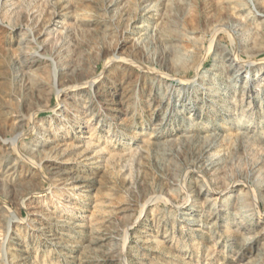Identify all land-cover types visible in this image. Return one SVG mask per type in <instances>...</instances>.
<instances>
[{
	"label": "rangeland",
	"instance_id": "374dc122",
	"mask_svg": "<svg viewBox=\"0 0 264 264\" xmlns=\"http://www.w3.org/2000/svg\"><path fill=\"white\" fill-rule=\"evenodd\" d=\"M0 264H264V0H0Z\"/></svg>",
	"mask_w": 264,
	"mask_h": 264
},
{
	"label": "bare ground",
	"instance_id": "6f19581e",
	"mask_svg": "<svg viewBox=\"0 0 264 264\" xmlns=\"http://www.w3.org/2000/svg\"><path fill=\"white\" fill-rule=\"evenodd\" d=\"M86 7V6H85ZM94 14L93 10L89 7H86L84 9H82L79 14H78V17L81 19V20H85V19H88L90 18L92 15ZM229 68V67H228ZM31 74H26L25 77H28L30 76ZM155 135L152 136V138H154Z\"/></svg>",
	"mask_w": 264,
	"mask_h": 264
}]
</instances>
